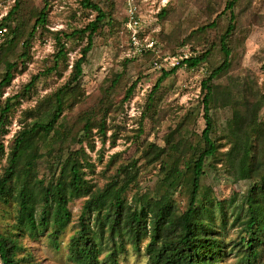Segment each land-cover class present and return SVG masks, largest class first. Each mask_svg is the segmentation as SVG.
<instances>
[{
	"label": "trees",
	"instance_id": "trees-1",
	"mask_svg": "<svg viewBox=\"0 0 264 264\" xmlns=\"http://www.w3.org/2000/svg\"><path fill=\"white\" fill-rule=\"evenodd\" d=\"M239 1L226 0L217 15V18L226 16L227 24L223 31H218L217 19H214L195 28L178 42L177 46H185L194 39V44L189 45L193 54L177 66L162 69L146 97L147 106L166 77L181 67L195 69L204 65L218 45L223 58L218 65L206 69L200 83L204 126L199 141L186 140L182 136L181 126L189 117L186 113L163 144L152 142L145 154L142 152L127 166H120L118 176L97 187L87 177L95 165L86 149L93 151L96 140L102 145L107 141L111 146L115 145L119 131L117 117L133 96L138 79L124 89L118 102L110 100L109 93L117 84L119 75L111 79L110 85L103 88L104 94L98 103L79 113L81 126L77 132L72 133L61 120L64 111L84 96L83 66L93 48L94 36L112 22L107 4L97 0H79L80 8L93 12L94 17L83 26L53 31L47 27L49 5L45 2L33 13L35 21L22 38V26L17 19L20 0H14L1 23L11 30L0 43V64L3 66L0 97L16 74L22 71L18 64L29 58L37 28H40V34L48 32L51 35L54 51L43 70L31 75L14 94L0 101V203L14 202L16 206L15 232L6 234L0 231L1 264H50L35 260L31 253L26 252L20 236L46 234L53 247L59 249V237L72 217L68 204L76 197H84V200L67 246V258L72 264H101L102 241L109 245L108 264H119L118 256L126 251L127 244L140 248L144 241L148 264H219L224 242L217 233L208 207L213 202L208 195L210 188L205 187L202 192L201 186L210 158H217L219 167L231 170L236 180L250 182L243 198L246 216L242 220L238 246L243 263L253 264L264 241V116L260 117L264 93L255 95L251 114L246 120L242 119L240 110L234 109L221 136L214 135L216 126L210 113L218 95L224 97L221 100L225 102L219 103L221 106L230 102L227 93L224 95L222 92L226 87L215 81L231 68L233 51L230 42L236 29L235 8ZM164 13L163 7L158 17ZM82 42L68 69V52L74 47L72 45ZM19 43L20 52L11 60L10 56ZM155 48L158 49L157 41ZM53 73L58 77L64 76L63 82L37 98L32 106L20 110L17 118L19 127L9 140L6 153L3 136L8 132L17 107L34 92L41 76ZM144 117L142 113L139 132L142 131ZM221 139L225 142L220 143ZM222 145L226 149L220 153ZM5 153L6 159L2 160ZM141 159L143 162L138 164ZM40 161L45 162L43 172L39 169ZM216 164H213L214 168ZM140 165L157 166V180L148 196H145L146 191L137 190ZM126 170L129 173L125 177L120 176ZM132 185H136L134 191ZM180 189L186 196L182 209L175 205V194ZM216 202L224 215L222 203Z\"/></svg>",
	"mask_w": 264,
	"mask_h": 264
},
{
	"label": "rangeland",
	"instance_id": "rangeland-1",
	"mask_svg": "<svg viewBox=\"0 0 264 264\" xmlns=\"http://www.w3.org/2000/svg\"><path fill=\"white\" fill-rule=\"evenodd\" d=\"M106 3V9L110 12L112 22L103 31L94 36V45L88 54L86 63L83 66L82 84L84 96L80 102L70 109L64 111L61 122L67 124L72 133L77 132L81 123L78 115L81 111L95 106L103 96V88L110 85L111 79L119 75L117 84L111 88L109 98L118 102L124 93V89L135 79L138 83L133 96L124 104L123 113L117 117L118 138L114 146L107 141L102 145L96 140L93 151L86 149L94 163L92 172L87 177L97 186L102 187L112 177L118 176L117 169L120 166H127L129 161L144 154L150 144H163L168 138L177 123L182 120L186 113L189 114L186 122L181 126L182 136L187 140L192 138L193 142L199 141V135L204 126L201 106L200 83L208 67L218 65L223 54L219 46H215L208 56L207 62L195 69L181 67L164 79L159 89L153 95L152 102L146 106V97L153 87L161 70L170 69V64L165 63L162 56L176 54L180 48L186 47L190 50L194 39L185 46H177L178 42L185 39L195 28L217 19L218 31H223L227 24L225 15L217 18L223 9L226 0H169L164 6L165 13L161 18L158 12H149L150 0H138L142 14L147 21V33L158 43L160 55L159 64L155 66V56L141 55L134 59L127 60V34L124 29L126 0H97ZM47 2L48 7V29L49 30H71L74 27L83 26L88 19L94 17V13L83 10L79 6V0H20V9L17 14L18 23L22 26V38H24L35 21L33 13L38 11ZM10 6L14 1L9 0ZM9 6V7H10ZM236 29L230 42L232 48L231 68L229 72L215 83L225 86L224 95L230 102L222 104L224 97L217 96V102L211 108L210 113L215 121V136L220 135L226 128V123L232 116L234 109L241 111L242 119L246 120L251 114L255 95L264 93V0H241L235 8ZM74 46L69 52V66L77 56L79 47ZM202 46V45H197ZM54 51V43L51 35L46 32L40 34L37 28L32 45L30 56L25 63H19L22 69L17 73L10 85L5 88L0 101L5 97L14 94L31 75L43 70L47 65V59ZM20 52V43L10 56L14 60ZM157 57V56H156ZM3 66L0 64V71ZM68 70L64 73L66 75ZM63 77L55 73L48 76H41L34 92L24 98L8 126V132L3 136L5 152L9 147V140L15 130L18 129L17 118L22 108L32 106L37 98L44 93L51 91L61 84ZM220 103V104H219ZM145 117L142 121V131L139 132L140 115ZM264 116V105L260 111V117ZM172 128V129H170ZM170 129V130H169ZM110 134V131L107 133ZM225 142L221 139L220 143ZM226 149L225 145L220 148V153ZM6 153L2 160L6 159ZM143 160H139L142 163ZM216 167L213 164L216 163ZM45 162L40 161L39 169L45 170ZM217 158H210L207 161L205 174L201 178L202 192L209 187L213 202L208 205L212 220L216 225L217 233L221 236L224 246L219 264H244L241 259V252L238 246L242 232V220L246 216L243 198L250 182L248 180H236L233 172L227 168H220ZM157 171L153 165H140L137 179V190L146 191L145 196L151 192V187L156 182ZM129 170L122 172L125 177ZM136 185H132L134 191ZM84 197L73 198L68 207L72 217L68 226L59 237V249L51 244L46 234L20 236L26 252L31 253L35 260L50 264H72L67 258L68 241L77 226V218L83 203ZM216 201L222 203L224 215ZM186 196L183 189L175 194V205L182 209L185 206ZM205 218L206 215H204ZM16 218V206L14 202L8 204L0 203V231L6 234L14 233L13 223ZM101 264H108L107 251L109 245L101 243ZM145 241L140 248H134L127 244L126 251L119 254V264H148L144 252ZM21 253V251H20ZM19 253V254H20ZM1 264V260H0ZM253 264H264V241L259 247V252Z\"/></svg>",
	"mask_w": 264,
	"mask_h": 264
},
{
	"label": "built area",
	"instance_id": "built-area-1",
	"mask_svg": "<svg viewBox=\"0 0 264 264\" xmlns=\"http://www.w3.org/2000/svg\"><path fill=\"white\" fill-rule=\"evenodd\" d=\"M168 1L150 0L149 12L155 13V10L158 11L162 6L164 7ZM9 6V0H0V43L10 35V27L1 24L9 10ZM147 27L148 24L142 14L138 0H126L124 29L128 42L127 57H138L147 52L149 55L155 56L153 64L158 66L160 55L158 49L155 48V39L147 33ZM192 54L191 50L183 47L176 54L162 56L161 60L163 59L165 63H169V67L172 68L179 65L182 60L190 57Z\"/></svg>",
	"mask_w": 264,
	"mask_h": 264
}]
</instances>
